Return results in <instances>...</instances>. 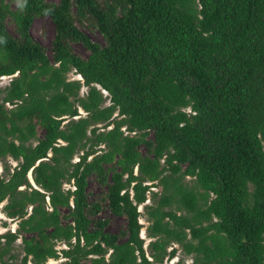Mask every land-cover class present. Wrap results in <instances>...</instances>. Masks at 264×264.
<instances>
[{
  "label": "trees",
  "instance_id": "trees-1",
  "mask_svg": "<svg viewBox=\"0 0 264 264\" xmlns=\"http://www.w3.org/2000/svg\"><path fill=\"white\" fill-rule=\"evenodd\" d=\"M1 75L0 264H264V0H0Z\"/></svg>",
  "mask_w": 264,
  "mask_h": 264
},
{
  "label": "rangeland",
  "instance_id": "rangeland-1",
  "mask_svg": "<svg viewBox=\"0 0 264 264\" xmlns=\"http://www.w3.org/2000/svg\"><path fill=\"white\" fill-rule=\"evenodd\" d=\"M53 1V0H52ZM83 31L87 33V35L90 37L91 40L102 42V37L99 31L91 25H78ZM7 29L14 33L13 25L10 21L6 22ZM29 32L31 36L40 42L43 47L45 48L46 52H49L50 48V41L53 36V24L49 17L47 15H36L32 19L29 27ZM72 50L81 56H84L87 53V50L79 43V42H71ZM10 75H1L0 76V88H2L8 81ZM68 78H79V74L75 73L74 71L70 70L67 73ZM86 87L81 86L79 89V93L82 94L85 92ZM103 93H105L104 90H102ZM107 102V99L105 100ZM80 114H84V111L79 108ZM100 125V123H98ZM76 158V155L74 156V159ZM16 163V160L12 159L10 156H6L4 158L0 159V172H3V165L7 164L9 169L12 168V166ZM28 179L32 182L31 175L28 172L27 173ZM184 180L187 183H190L191 177L186 175L184 177ZM33 183V182H32ZM64 186H68V183H63ZM155 189V187L153 188ZM87 191H88V198L90 201H97L100 204V210L97 212V216L106 218V225L105 229L111 232L116 231L119 228H122L124 226V217L122 215H115L112 214L103 197L104 189L102 186H100L93 178L88 179L87 183ZM151 201L149 192H147L146 200L142 203L138 204V209L140 210V214L138 216L139 222L141 223V227L139 230V234L143 238L144 242L143 245L146 248L147 241L150 239V237L146 234V225L148 221L146 220L145 214L143 213V204L149 203ZM3 204V201L0 203V232H3L7 229L13 230L16 227V221L17 218L15 217H8L5 215V213L2 211L1 206ZM13 252L16 254V258L13 260V262H18V258L22 254L21 248H20V237H17L13 241ZM64 244L62 242H56L55 246L57 248H60ZM171 246H176L177 250L175 255L169 259V262L177 259H182L183 261L187 262L190 261L191 256L189 254H184L181 252L180 248L178 247V244L175 242L171 243ZM170 247V246H168ZM147 253V250H146ZM63 257L61 255H58L57 257H48L45 259L44 264H56L60 260H62Z\"/></svg>",
  "mask_w": 264,
  "mask_h": 264
},
{
  "label": "crops",
  "instance_id": "crops-1",
  "mask_svg": "<svg viewBox=\"0 0 264 264\" xmlns=\"http://www.w3.org/2000/svg\"><path fill=\"white\" fill-rule=\"evenodd\" d=\"M115 232V231H114ZM141 236V235H140Z\"/></svg>",
  "mask_w": 264,
  "mask_h": 264
}]
</instances>
